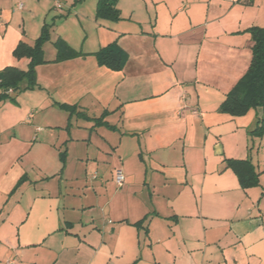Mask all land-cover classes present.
<instances>
[{"label": "crops", "instance_id": "1", "mask_svg": "<svg viewBox=\"0 0 264 264\" xmlns=\"http://www.w3.org/2000/svg\"><path fill=\"white\" fill-rule=\"evenodd\" d=\"M98 1L0 0V70L50 24L36 86L0 101V264H264V107L220 109L264 0ZM59 38L81 54L57 61ZM113 43L121 70L96 55Z\"/></svg>", "mask_w": 264, "mask_h": 264}, {"label": "trees", "instance_id": "2", "mask_svg": "<svg viewBox=\"0 0 264 264\" xmlns=\"http://www.w3.org/2000/svg\"><path fill=\"white\" fill-rule=\"evenodd\" d=\"M253 1V0H249ZM96 17L117 20L120 10L117 0H99ZM254 41L252 59L246 73L230 90L222 102L220 109L232 115H243L251 108L264 107V26H253L248 29ZM50 38V24L44 23L40 36L34 44L20 41L14 49V56L18 59H30L28 68L21 69L17 66H7L0 70V101L12 100L25 89L35 87L37 84V66L44 59V43ZM58 49L57 61L79 56L80 51L72 48L64 39L59 38L55 43ZM100 65L114 70L125 67L128 55L116 43L110 44L96 53ZM67 109L74 107L63 104ZM255 135L264 133V119L258 121L252 129ZM226 166L232 168L239 177L244 187L259 184V173L250 159H227ZM24 178L20 180L23 182Z\"/></svg>", "mask_w": 264, "mask_h": 264}, {"label": "built area", "instance_id": "3", "mask_svg": "<svg viewBox=\"0 0 264 264\" xmlns=\"http://www.w3.org/2000/svg\"><path fill=\"white\" fill-rule=\"evenodd\" d=\"M57 8H62V4L60 2L57 3ZM115 179H116V182L118 183L119 186H122L124 184V182H125V175L122 172V170L118 169L116 171Z\"/></svg>", "mask_w": 264, "mask_h": 264}, {"label": "rangeland", "instance_id": "4", "mask_svg": "<svg viewBox=\"0 0 264 264\" xmlns=\"http://www.w3.org/2000/svg\"><path fill=\"white\" fill-rule=\"evenodd\" d=\"M66 9H69L68 13H70V9L71 8H66ZM60 11V10H59ZM63 12H58L57 10H53L52 11V14L50 15V20H66V15H62ZM72 13H74V10H72ZM66 14V12L64 13ZM55 15V16H53ZM75 16V14H74ZM72 20V19H71ZM88 20V19H87Z\"/></svg>", "mask_w": 264, "mask_h": 264}]
</instances>
